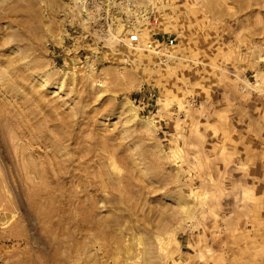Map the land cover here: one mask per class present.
<instances>
[{
	"label": "rangeland",
	"instance_id": "rangeland-1",
	"mask_svg": "<svg viewBox=\"0 0 264 264\" xmlns=\"http://www.w3.org/2000/svg\"><path fill=\"white\" fill-rule=\"evenodd\" d=\"M4 214L0 264H264V0H0Z\"/></svg>",
	"mask_w": 264,
	"mask_h": 264
},
{
	"label": "bare ground",
	"instance_id": "bare-ground-1",
	"mask_svg": "<svg viewBox=\"0 0 264 264\" xmlns=\"http://www.w3.org/2000/svg\"><path fill=\"white\" fill-rule=\"evenodd\" d=\"M43 85V84H42ZM10 88H11V86H10ZM147 124H149V123H147ZM43 157V156H42ZM52 170V169H51ZM40 176V175H39ZM55 178V177H54ZM56 182H58V181H56ZM43 191V190H42ZM39 194V193H38ZM31 197V196H30ZM35 199V198H34ZM38 200V199H37ZM37 200H35V201H37ZM5 215H7V214H4L3 215V219L1 218V220H0V225H2V226H6V225H8L9 223H10V221H12V219H11V217H13L12 215H11V217L9 218L8 216L9 215H7L6 217H4ZM2 217V216H1ZM14 218V217H13ZM11 219V220H10Z\"/></svg>",
	"mask_w": 264,
	"mask_h": 264
}]
</instances>
